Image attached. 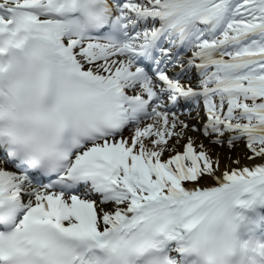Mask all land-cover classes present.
Instances as JSON below:
<instances>
[{
  "label": "snow or ice",
  "instance_id": "1",
  "mask_svg": "<svg viewBox=\"0 0 264 264\" xmlns=\"http://www.w3.org/2000/svg\"><path fill=\"white\" fill-rule=\"evenodd\" d=\"M258 226L264 0H0V264H264Z\"/></svg>",
  "mask_w": 264,
  "mask_h": 264
},
{
  "label": "bare ground",
  "instance_id": "2",
  "mask_svg": "<svg viewBox=\"0 0 264 264\" xmlns=\"http://www.w3.org/2000/svg\"><path fill=\"white\" fill-rule=\"evenodd\" d=\"M195 78H193V80L191 81L193 84H195ZM197 113H199L200 116L204 115L203 106H202V109H200L199 111L192 112L191 116H189L188 113H185V114L181 115V118L182 119H184V118L191 119L192 117H195ZM192 122L195 123V120H193ZM126 134H128V133L126 132ZM190 135H192L194 138H196L197 142H199L200 140H204V137L200 133H190ZM204 143L209 148L213 149V153L214 154H219V156H220L221 164L219 166L217 175H222L223 172L226 169L236 168V167L247 166V165H250V164L259 163V161L248 160V159L245 158L244 153H245L246 150L244 149V147H240V148L238 147V148L234 149L231 152L230 151L229 152H227V151L225 152L223 150H218L217 146L209 145L207 140H204ZM229 157H231V158H237L238 157L239 158V164L232 163V161L229 159ZM6 167L10 168L11 166L6 165ZM200 185L201 186H215L216 185V181L213 178H211V177H205L203 180L200 181ZM189 186H191V185H189ZM107 207L110 208L111 205H108ZM258 231H264V227H258Z\"/></svg>",
  "mask_w": 264,
  "mask_h": 264
},
{
  "label": "rangeland",
  "instance_id": "3",
  "mask_svg": "<svg viewBox=\"0 0 264 264\" xmlns=\"http://www.w3.org/2000/svg\"><path fill=\"white\" fill-rule=\"evenodd\" d=\"M125 135H128V134L125 133ZM240 147H243V145L241 144V145L239 146V148H240ZM237 148H238V147H237ZM217 149H218V150H223V151H225V152H226V151H227V152L230 151V150L227 148V146H224V147H218V146H217ZM231 151H233V150H231ZM231 151H230V152H231Z\"/></svg>",
  "mask_w": 264,
  "mask_h": 264
}]
</instances>
